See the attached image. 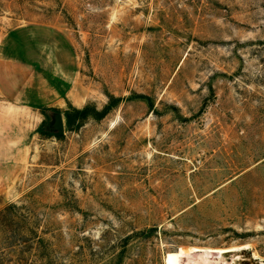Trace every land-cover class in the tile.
I'll return each mask as SVG.
<instances>
[{
    "label": "rangeland",
    "instance_id": "374dc122",
    "mask_svg": "<svg viewBox=\"0 0 264 264\" xmlns=\"http://www.w3.org/2000/svg\"><path fill=\"white\" fill-rule=\"evenodd\" d=\"M0 41L62 92L0 97V264L263 262L264 0H0Z\"/></svg>",
    "mask_w": 264,
    "mask_h": 264
},
{
    "label": "crops",
    "instance_id": "0c3cea01",
    "mask_svg": "<svg viewBox=\"0 0 264 264\" xmlns=\"http://www.w3.org/2000/svg\"><path fill=\"white\" fill-rule=\"evenodd\" d=\"M14 43L0 41V97L12 105V108L53 107L62 103V92L58 93L50 89L49 83L45 82L46 84L42 85L41 75H35L32 78L27 72L14 74L15 69L19 67V62L23 59L40 62L42 58L40 51L30 45L25 52L17 50V54L13 55L15 54V51H12Z\"/></svg>",
    "mask_w": 264,
    "mask_h": 264
},
{
    "label": "trees",
    "instance_id": "16d2710c",
    "mask_svg": "<svg viewBox=\"0 0 264 264\" xmlns=\"http://www.w3.org/2000/svg\"><path fill=\"white\" fill-rule=\"evenodd\" d=\"M109 107H110L109 105L105 107L103 109V113H105ZM50 110L55 113H60V110L56 108H51ZM87 112H88V108L86 106L83 107L82 109L72 108L71 110H65L63 112V115L65 118L66 128L71 129L74 126L75 122L78 121V118L81 120L85 119L87 116ZM97 117H101V115H98ZM45 135H47L48 137L51 136L56 138L62 137V133L58 131H52V132L45 131Z\"/></svg>",
    "mask_w": 264,
    "mask_h": 264
},
{
    "label": "bare ground",
    "instance_id": "6f19581e",
    "mask_svg": "<svg viewBox=\"0 0 264 264\" xmlns=\"http://www.w3.org/2000/svg\"><path fill=\"white\" fill-rule=\"evenodd\" d=\"M247 249V246L244 245V246H241V247H237V248H228L226 250H222V251H216V250H207V249H192V248H188L186 249L180 256V259L178 260L177 264H182V258L192 254V253H195V252H203V253H215L216 256L218 257H222L224 254L226 253H229V252H233V251H237V250H245ZM249 250V249H248ZM196 257V256H195ZM210 257V256H209ZM217 257V258H218ZM254 257V256H253ZM250 258H251V255H250ZM212 259V258H211ZM252 259V258H251ZM257 259V258H256ZM219 260V259H218ZM224 260V259H223ZM260 262V261H259ZM260 264H264V260L262 263Z\"/></svg>",
    "mask_w": 264,
    "mask_h": 264
},
{
    "label": "water",
    "instance_id": "95a60500",
    "mask_svg": "<svg viewBox=\"0 0 264 264\" xmlns=\"http://www.w3.org/2000/svg\"><path fill=\"white\" fill-rule=\"evenodd\" d=\"M63 130L62 117L60 113L55 114V131L61 132Z\"/></svg>",
    "mask_w": 264,
    "mask_h": 264
}]
</instances>
